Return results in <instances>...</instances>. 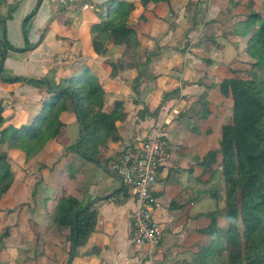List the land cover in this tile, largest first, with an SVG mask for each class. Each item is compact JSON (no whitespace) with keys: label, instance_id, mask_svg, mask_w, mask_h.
I'll list each match as a JSON object with an SVG mask.
<instances>
[{"label":"crops","instance_id":"0c3cea01","mask_svg":"<svg viewBox=\"0 0 264 264\" xmlns=\"http://www.w3.org/2000/svg\"><path fill=\"white\" fill-rule=\"evenodd\" d=\"M110 1L0 0V36L5 29L6 39L18 49L8 50L2 62L0 105L4 125L19 127L29 123L47 96L48 85L38 88L24 81L25 78L45 80L54 86L84 67H90L107 92L104 110L110 111L115 101L122 100L127 113L126 120L116 125L117 143L110 144L107 153H100L99 158L136 148L141 140L156 131L166 137L167 156L152 191L153 216L162 229L161 241L153 252L146 246L133 245L130 215L135 208L134 201L129 196L123 200L121 195L118 196L120 204H115L113 198L105 200L124 185L112 167L104 168L74 154L65 156L64 149L59 148L55 157L62 158L53 171L39 172L38 165L25 167L14 152L13 158H17L20 169L13 191L19 188L22 200L32 203L33 214L24 216L23 210L19 217L11 219L8 216L5 222L2 218L5 214H0V230L5 224L16 225L10 237L4 240L7 248L0 250V264L65 262L67 232L51 225L59 198L55 197V187L65 181L69 182L67 190L83 207L93 202L99 212L91 245L79 248L72 264H185L192 261V246L200 240L196 231L207 223L199 215L214 208L207 194L212 182H208L207 175L200 177V162L218 147L220 127L230 118V103L221 98L219 81L229 76L231 69L240 68L237 63L232 66L233 61L247 60L243 52L247 36L241 37L239 19L235 16L241 18L250 10L259 12L264 19V0H236L240 2L236 9L226 0H170L167 5H150L147 22L140 27L142 55L147 52L142 58L143 64L138 70L121 71L115 78L109 77L106 63L119 65L121 47L109 41L106 53L97 56L92 50L89 33L90 26L99 22L100 16H106ZM104 4H107L105 9ZM188 4L195 6L198 18L194 30L185 37L189 25L185 15ZM11 7L14 9L9 13ZM210 9L215 15L217 13L214 19L207 17ZM32 12L35 14L24 22ZM59 18L67 24H60ZM138 76L139 84L136 82ZM11 78L23 81H4ZM134 87H137L138 96H135ZM203 93L212 113L206 121H199L197 100ZM145 107L149 113L155 112L154 116L139 118L138 113ZM64 122L67 125L65 134L77 123L73 114H68ZM194 126L198 133L192 131ZM73 138L75 140L71 141L66 136L68 146L79 139ZM76 160H80V166L74 165ZM68 166L72 167L66 173L64 170ZM26 175L43 180L36 187L34 199L32 182L27 186L22 183ZM41 185L49 189L51 195L43 199L42 205L47 203L45 210L42 206L37 211L35 198ZM12 203L13 198L8 195L0 209H12Z\"/></svg>","mask_w":264,"mask_h":264},{"label":"trees","instance_id":"16d2710c","mask_svg":"<svg viewBox=\"0 0 264 264\" xmlns=\"http://www.w3.org/2000/svg\"><path fill=\"white\" fill-rule=\"evenodd\" d=\"M169 1L111 0L106 16H100L99 22L90 26L91 47L97 56L106 53V43L109 41L122 49L118 66L106 63V67L110 69V78H115L121 71L138 70L142 66V58L147 52L144 51L142 55L140 27L147 22L146 14L150 5H167ZM226 1L232 9L240 5L236 0ZM13 9L11 7L9 13ZM34 14L32 12L27 15L24 22ZM185 15L189 24L184 33L187 37L197 24L198 12L193 4L187 5ZM235 19H239L241 37L247 36L243 50L247 60L233 61L232 66L237 63L240 68L236 71L231 69L229 76L219 81L221 98L230 103V118L220 127L218 147L209 151L200 162V177L207 175L208 182H212L207 194L213 201L214 208L199 215L207 223L196 231L200 240L192 246V261L185 264H208L213 259L223 257L227 264H264V19L259 12L250 10L245 16H235ZM58 20L60 24H67L61 18ZM8 50L18 49L10 45L5 29H2L0 73ZM148 61L147 57L146 62ZM4 81L15 83L23 79L11 78ZM27 82L40 83L33 80ZM136 82L139 84V76ZM42 83L48 85L49 91L41 101L38 113L29 123L19 127L5 126L3 108L0 105V204L8 195L13 198L12 209H0V214L6 215L2 217L4 222L8 216L11 219L19 217L25 208L31 209L32 205L22 200L19 188L13 191L20 169L17 158H13L14 152L19 155L25 167L38 165L39 172L53 171L55 164L62 158L55 157L59 148L64 149L65 156L74 154L108 169L121 155L115 153L111 157H98L100 153H107L110 144L117 143L116 125L126 120L127 113L122 100L115 101L110 111L104 110L107 92L90 67H84L79 73L61 80L57 85L52 86L47 81ZM135 88L137 87H134V91ZM197 103L198 120L206 121L212 109L205 93L198 98ZM68 114L75 116L85 132L82 138L80 129L78 141L70 146L67 145V125L64 122ZM154 114L155 112L149 113L145 107L138 113V117H152ZM192 131L198 133L195 126ZM50 146L54 151H51ZM71 167L68 166L64 171L69 173ZM30 181L34 185V199L36 187L43 180L26 175L22 183L27 186ZM68 183L65 181L56 184L55 197L59 198L56 199L51 218L52 227L67 232L68 251L63 264H72L77 250L91 245L90 240L96 232L99 214L93 202L83 207L78 198L67 190ZM125 192L127 189L123 185L121 190L105 200L113 198L115 204H120L118 196L121 195L126 200L128 195ZM15 226L5 224L1 228L0 250L7 248L4 240L10 237Z\"/></svg>","mask_w":264,"mask_h":264},{"label":"built area","instance_id":"2783aa9c","mask_svg":"<svg viewBox=\"0 0 264 264\" xmlns=\"http://www.w3.org/2000/svg\"><path fill=\"white\" fill-rule=\"evenodd\" d=\"M167 140L161 131L141 140L136 148L127 149L113 162L112 171L126 186L135 208L130 215L131 241L153 252L159 245L162 229L153 216L152 191L159 168L167 156Z\"/></svg>","mask_w":264,"mask_h":264},{"label":"rangeland","instance_id":"374dc122","mask_svg":"<svg viewBox=\"0 0 264 264\" xmlns=\"http://www.w3.org/2000/svg\"><path fill=\"white\" fill-rule=\"evenodd\" d=\"M125 1H127L128 2V0H125ZM105 6H107V4L105 5L104 4V6H103V8L105 9ZM212 15H213V17H212ZM214 16L215 17H217V13H216V15H215V11L214 10H212V9H210V11L207 13V17H208V19H214ZM216 29V28H215ZM249 30H251L252 31V29H249ZM215 31V30H214ZM250 31V32H251ZM26 80H31V79H29V78H25ZM33 81H37V80H33ZM41 82H46L45 80L44 81H42V80H40V83L39 84H31V85H34V86H37L38 88H42V85H45V84H41ZM136 94V95H135ZM135 96H138L137 95V92L135 91ZM78 123V122H77ZM76 123V125L75 126H72V128L71 129H69L68 131H67V133L65 134L68 138H70V140L71 141H74L75 140V138H73L74 136L76 137V138H79L80 137V133H79V131H80V129H81V126H80V129L78 128L79 126H78V124ZM74 165L75 166H80L81 165V163H80V160H76L75 162H74ZM47 195H51V192H50V190L49 189H47L45 186H43V185H41L40 186V188H39V191H37V196H36V198L35 199H37V202H36V210L37 211H39L40 209H42V206H43V209L45 210V208L47 207V203H45V205H42V203H43V199H44V197L45 196H47ZM28 196L30 197V191L28 192ZM39 203V204H38ZM52 205V204H51ZM24 211H25V213H24V216H30V215H32L33 214V211L32 210H30V209H28V208H25L24 209ZM33 217H34V215H33ZM27 224H29V221H27ZM209 264H227L226 262H225V260H224V257L223 258H217V259H213L212 261H210V263Z\"/></svg>","mask_w":264,"mask_h":264},{"label":"water","instance_id":"95a60500","mask_svg":"<svg viewBox=\"0 0 264 264\" xmlns=\"http://www.w3.org/2000/svg\"><path fill=\"white\" fill-rule=\"evenodd\" d=\"M81 132H82V138H83L84 135H85V132H84V128H83V126H81Z\"/></svg>","mask_w":264,"mask_h":264}]
</instances>
